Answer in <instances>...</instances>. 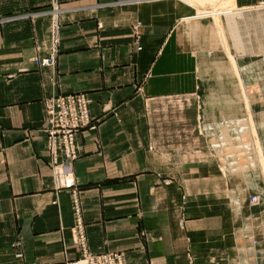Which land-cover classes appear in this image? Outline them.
<instances>
[{"label": "crops", "instance_id": "1", "mask_svg": "<svg viewBox=\"0 0 264 264\" xmlns=\"http://www.w3.org/2000/svg\"><path fill=\"white\" fill-rule=\"evenodd\" d=\"M236 5L264 22V0ZM195 10L186 0H0V264L80 257L72 190L54 176L43 130L46 99L70 93L89 96L96 126L78 134L74 164L93 253L123 252L128 264H251L231 213L181 184L212 180V169L157 148L146 119V102L209 84L215 37L210 22L191 21ZM257 48L241 52L264 62V33ZM47 57L54 65L34 61Z\"/></svg>", "mask_w": 264, "mask_h": 264}, {"label": "rangeland", "instance_id": "2", "mask_svg": "<svg viewBox=\"0 0 264 264\" xmlns=\"http://www.w3.org/2000/svg\"><path fill=\"white\" fill-rule=\"evenodd\" d=\"M186 1L196 7L191 21L212 24L216 50L208 54L204 70L209 84L146 102V119L157 148L170 147V154L190 167L212 169L214 174L206 175L212 180L181 184L208 198L215 195L218 209L228 210L234 219V235L246 241L243 254L251 264H264V102H258L264 96V62L258 51L241 52L258 49L264 32L257 27L264 22L248 21L236 3L225 0ZM218 8L233 12L214 15ZM227 21L233 32H227ZM137 25L140 39L142 24ZM225 49L234 50L236 65Z\"/></svg>", "mask_w": 264, "mask_h": 264}, {"label": "built area", "instance_id": "3", "mask_svg": "<svg viewBox=\"0 0 264 264\" xmlns=\"http://www.w3.org/2000/svg\"><path fill=\"white\" fill-rule=\"evenodd\" d=\"M139 25L134 26L137 35ZM38 65H54L53 57L34 59ZM91 99L86 93H70L46 99V116L43 130L47 135V146L51 154L54 176L63 188L72 190V208L76 218L73 227L75 242L80 257L73 264H128L123 252L93 253L90 250L82 214V202L76 188L74 164L80 157L78 134L95 129L90 109Z\"/></svg>", "mask_w": 264, "mask_h": 264}, {"label": "bare ground", "instance_id": "4", "mask_svg": "<svg viewBox=\"0 0 264 264\" xmlns=\"http://www.w3.org/2000/svg\"><path fill=\"white\" fill-rule=\"evenodd\" d=\"M226 1V3H231V4H233V5H235V0H225ZM230 12H233L232 11V9H229V10H225V9H223V8H218V9H216V11L214 12V15H218V16H220V15H227L228 13H230ZM212 14V13H211ZM219 18V17H218ZM228 53H229V50H228ZM230 54V53H229ZM230 58H231V60H232V62L235 64L236 62H235V58L233 57V55L232 54H230ZM236 65V64H235Z\"/></svg>", "mask_w": 264, "mask_h": 264}]
</instances>
